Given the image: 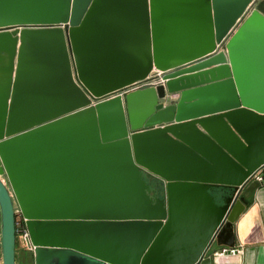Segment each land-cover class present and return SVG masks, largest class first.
Instances as JSON below:
<instances>
[{"label": "water", "instance_id": "obj_1", "mask_svg": "<svg viewBox=\"0 0 264 264\" xmlns=\"http://www.w3.org/2000/svg\"><path fill=\"white\" fill-rule=\"evenodd\" d=\"M263 165L264 0H0L2 264H211Z\"/></svg>", "mask_w": 264, "mask_h": 264}, {"label": "crops", "instance_id": "obj_2", "mask_svg": "<svg viewBox=\"0 0 264 264\" xmlns=\"http://www.w3.org/2000/svg\"><path fill=\"white\" fill-rule=\"evenodd\" d=\"M239 199L246 209L234 225L235 246L243 245L245 255L231 259L235 264H264V187L250 180L241 190ZM1 237V211H0ZM217 246L218 245L216 243ZM28 251L20 245L17 249V263L29 264ZM33 254V253H32ZM34 258V255H32Z\"/></svg>", "mask_w": 264, "mask_h": 264}, {"label": "built area", "instance_id": "obj_3", "mask_svg": "<svg viewBox=\"0 0 264 264\" xmlns=\"http://www.w3.org/2000/svg\"><path fill=\"white\" fill-rule=\"evenodd\" d=\"M161 75L160 72L155 71L147 80L130 86L125 92L157 86L163 83V81L159 79ZM251 180L256 181L264 187V165L254 173ZM218 234H220V232ZM16 236L17 244L21 245L22 248L28 252H34V246L31 242L29 230L26 226V220L18 209L16 210ZM216 243L217 239L206 254V257L210 258L211 264H235L230 262V260L241 258L245 255V248L243 245L228 247L224 245L217 246Z\"/></svg>", "mask_w": 264, "mask_h": 264}, {"label": "rangeland", "instance_id": "obj_4", "mask_svg": "<svg viewBox=\"0 0 264 264\" xmlns=\"http://www.w3.org/2000/svg\"><path fill=\"white\" fill-rule=\"evenodd\" d=\"M155 184H158V183H155ZM20 248V245L17 244V249ZM29 256L28 258L30 259L29 261V264H34V258H33V254L31 252H26ZM0 264H2V255H1V246H0ZM20 264H23L21 261H20Z\"/></svg>", "mask_w": 264, "mask_h": 264}, {"label": "flooded vegetation", "instance_id": "obj_5", "mask_svg": "<svg viewBox=\"0 0 264 264\" xmlns=\"http://www.w3.org/2000/svg\"><path fill=\"white\" fill-rule=\"evenodd\" d=\"M150 182L152 185H156L155 183H158L156 180H151Z\"/></svg>", "mask_w": 264, "mask_h": 264}]
</instances>
